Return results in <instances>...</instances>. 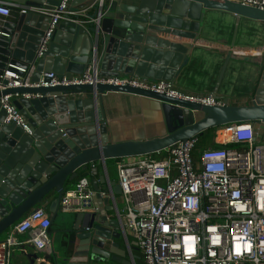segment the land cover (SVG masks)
I'll return each instance as SVG.
<instances>
[{
  "label": "water",
  "instance_id": "water-1",
  "mask_svg": "<svg viewBox=\"0 0 264 264\" xmlns=\"http://www.w3.org/2000/svg\"><path fill=\"white\" fill-rule=\"evenodd\" d=\"M59 1L0 0L11 4L16 14L13 21L1 27L0 61L33 65L31 84L39 83L42 75L49 73L58 79L80 76L93 59L101 76H135L174 84L189 69L190 59L198 64L196 59L213 47L227 52L219 57L221 67L235 69L242 94H231L221 76L204 93L223 106H202L150 91L109 85L1 91L0 99L16 97L11 102L26 120L28 133L15 124H4L5 112L0 105V237L52 193L53 222L67 184L77 178L79 171L98 165L105 168L111 160L158 154L226 125H264V7L260 10L234 0H134L133 6L123 4V0H104L97 27L61 21L44 56L35 62L48 17L29 10L19 12L31 7L52 8ZM96 1L71 0L69 12L93 10L86 16L92 19L98 11ZM148 31L179 42L154 38L145 34ZM43 82L50 80L43 78ZM107 93L155 100L173 125L160 138L109 143L102 98ZM35 95L40 98H24ZM68 96L81 97L68 100ZM229 100L247 102L233 106L228 105ZM92 186L95 195L87 201L88 211L75 216L72 229L65 231L67 237L57 250L52 248L54 264L124 263L123 251L116 243L119 223L108 215L117 206L105 207V193L101 196L97 185ZM109 190L111 197L120 196L114 181L109 183ZM79 220L81 229L76 226ZM31 258L35 260V256Z\"/></svg>",
  "mask_w": 264,
  "mask_h": 264
},
{
  "label": "built area",
  "instance_id": "built-area-1",
  "mask_svg": "<svg viewBox=\"0 0 264 264\" xmlns=\"http://www.w3.org/2000/svg\"><path fill=\"white\" fill-rule=\"evenodd\" d=\"M234 1L260 10L264 7V0ZM70 2L60 0L52 8L20 10V14L29 10L48 17L47 28L35 52V62L44 56L61 21H74L82 26L99 25L104 0L96 1L98 11L92 19L82 14L87 10L69 12ZM11 7L0 2V36L2 25L11 17ZM82 15L85 21L78 20ZM0 64L4 66L0 67V92L21 87L109 85L150 91L202 106H223L211 96L184 94L167 81L101 76L94 59L80 76L58 79L49 73L42 75L37 84L29 82L33 65L12 61H0ZM43 78L50 82L44 83ZM13 98L16 97L0 99L5 112L3 123L15 124L28 133L26 120L12 105ZM219 130L230 135L231 140L214 143L236 147L205 149L195 159L192 152L197 139L194 138L158 154L120 159L115 163V183L121 192L123 208L115 209L114 216L120 232L123 235L129 232L134 238L143 264H264V139L248 123L226 125ZM94 195L89 180L81 177L72 189L63 193L58 210L62 213L87 210V201ZM50 225L49 215L41 209L23 217L12 234L0 242V264H9L16 246L32 245L37 252L44 253L49 248ZM28 232L32 233V238L18 239Z\"/></svg>",
  "mask_w": 264,
  "mask_h": 264
},
{
  "label": "crops",
  "instance_id": "crops-1",
  "mask_svg": "<svg viewBox=\"0 0 264 264\" xmlns=\"http://www.w3.org/2000/svg\"><path fill=\"white\" fill-rule=\"evenodd\" d=\"M122 3L129 6L136 5L134 0H123ZM10 13L11 17L7 18L6 21H13L16 17L14 12L11 11ZM92 13L93 10H88L86 13L82 14L91 15ZM83 16L84 15L79 16L78 18L82 21H85L86 18ZM145 34H149L154 38L167 40L168 42H179L178 39L172 38L170 36H162L160 33L158 34L148 31V33L146 32ZM212 48L207 53H202L200 59H196L199 62L198 64L193 63L195 60L194 58L190 59L191 64L189 69L187 72L179 76L173 85L178 90L187 95L209 96L204 92H207V88L214 84L215 80H217V77L219 78L221 76V82L223 86L225 85L227 88H229L232 91L231 94L241 95L242 93L239 91L240 83L238 81V76L235 72V69L232 66H226L225 70H223L221 67L223 62L219 59V57L220 55H226L227 52H220L216 50L218 48ZM219 49L228 50V48L221 46H219ZM236 51L237 53L239 52L237 49ZM245 55H249V53H245ZM80 97L68 96L66 98L69 100ZM102 98L103 112L106 117V136L109 140V143L142 141L160 138L166 135L168 128L173 125L172 120L165 116L161 104L155 100L120 93H107ZM246 102V100H229L228 105H245ZM253 128L255 133L264 139V127L260 125L253 126ZM226 135L228 138H230V135L226 134L225 132H219L218 141L220 143L229 142L231 138L230 140L225 141L224 138L228 139ZM94 168L95 169L91 168V170L88 169L85 172L79 171L77 178L73 182L67 184L65 191L72 189L79 178L86 177L89 180V187L92 191V183H95L99 189V192L105 193L106 199L108 201V204L105 205V207L115 208L116 205L117 209L122 210L123 206L120 196H115L113 198L107 194L109 190V183L113 181L115 182L116 180L115 164L113 162L107 161L105 163V168L102 165L95 166ZM54 198L55 195L53 193L50 194L40 205L35 208L41 209L47 213L51 219V225L48 229V237L50 241L49 248L45 250L44 253H39L32 245L16 246L13 248L9 264H54L50 257L52 254V248L57 250L59 244H61L63 239L67 237V233H65V231L72 229L75 216L79 213L88 211L84 210L81 212L62 213L57 210L55 219L52 222L54 215L52 212H50V208ZM73 204H76V202H73ZM108 215L114 216V211L108 212ZM17 224H15L13 228L6 232L2 237H0V242L4 241L10 234H12V231ZM76 226L78 229H81L80 220L77 222ZM30 238H32L31 232H28L24 236L18 237L19 240H26ZM116 243L119 245L120 250L123 251V264H143L142 255L137 247V243L129 232H126L125 235L120 232L119 239L116 240ZM32 256H35L34 261L31 258ZM103 264L121 263L109 262Z\"/></svg>",
  "mask_w": 264,
  "mask_h": 264
},
{
  "label": "trees",
  "instance_id": "trees-1",
  "mask_svg": "<svg viewBox=\"0 0 264 264\" xmlns=\"http://www.w3.org/2000/svg\"><path fill=\"white\" fill-rule=\"evenodd\" d=\"M217 130H218L217 128L216 129L207 130V131L204 132V134L201 137H199L197 139V143H196L195 149L192 152V157L193 158L196 159L198 157L199 152H201V151H203L205 149H209V148H221V147H225V148H234V147H236V146H234L232 144H228L226 146H221V145L215 144L214 143V139H215V133H216ZM226 137H227V135H226ZM224 139H225V141L230 140V138H228V139L224 138ZM153 157H155V156H153ZM119 160H111L110 162H113L115 164Z\"/></svg>",
  "mask_w": 264,
  "mask_h": 264
},
{
  "label": "rangeland",
  "instance_id": "rangeland-1",
  "mask_svg": "<svg viewBox=\"0 0 264 264\" xmlns=\"http://www.w3.org/2000/svg\"><path fill=\"white\" fill-rule=\"evenodd\" d=\"M220 131H221V130L218 129V130L216 131V133H215V139H214V141H216V142H219V141H218V134H219Z\"/></svg>",
  "mask_w": 264,
  "mask_h": 264
}]
</instances>
